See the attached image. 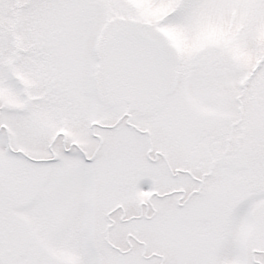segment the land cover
Wrapping results in <instances>:
<instances>
[{
    "label": "snow or ice",
    "instance_id": "6c2138e0",
    "mask_svg": "<svg viewBox=\"0 0 264 264\" xmlns=\"http://www.w3.org/2000/svg\"><path fill=\"white\" fill-rule=\"evenodd\" d=\"M0 264H264V0H0Z\"/></svg>",
    "mask_w": 264,
    "mask_h": 264
}]
</instances>
